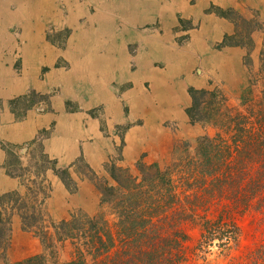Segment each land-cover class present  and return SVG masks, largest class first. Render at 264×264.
<instances>
[{
	"label": "rangeland",
	"instance_id": "obj_1",
	"mask_svg": "<svg viewBox=\"0 0 264 264\" xmlns=\"http://www.w3.org/2000/svg\"><path fill=\"white\" fill-rule=\"evenodd\" d=\"M182 1L173 14L169 12L163 18H172L164 24L169 32L166 40L158 20L151 19L142 26L135 24L136 42L129 46V60L119 66V74L109 75L112 81L106 73L102 76L107 92L96 90V85L92 89L91 82L77 73L68 80L69 75L59 80L65 87L69 82L73 84L69 97L62 95L63 87L54 83L44 93L30 91L8 102L15 121L24 120L30 112L39 119L54 115V120L44 121L26 142H0V169L10 177L22 175L25 181L15 178L20 185L15 192L23 195L25 184L34 191L43 188L44 208L52 220L68 219L79 209L90 214L96 210L99 198L95 185L80 179L89 174L87 169L103 176L110 158L122 157L121 165L134 170V163L142 156L164 167L175 158L172 149L176 142L192 144L205 133L213 135L211 128L203 130L200 124L189 122L186 110L191 104V90L217 91L230 105L239 104L248 80L246 64L257 66L264 60V0ZM93 5V0H41L39 12L48 15L44 40L59 56L54 70L69 72L67 52L69 56L81 54L67 48L74 30L66 24L58 26L57 15H79V9L89 14ZM77 19L82 22L84 17ZM169 41L171 46L165 48ZM152 44L159 48H151ZM104 52L101 49L98 53ZM48 71V67L41 70V80ZM72 165L76 168L67 169ZM54 170L59 174L68 170L72 182L66 187ZM187 231L190 244L195 245L197 231ZM40 252L39 242L21 229L15 217L6 252L0 251V264H14ZM60 257L67 260L68 252ZM200 257L195 263L217 264L225 260L216 248Z\"/></svg>",
	"mask_w": 264,
	"mask_h": 264
},
{
	"label": "trees",
	"instance_id": "obj_2",
	"mask_svg": "<svg viewBox=\"0 0 264 264\" xmlns=\"http://www.w3.org/2000/svg\"><path fill=\"white\" fill-rule=\"evenodd\" d=\"M246 68L237 106L217 91H190V124L211 128L213 135L176 142L169 164L142 156L132 170L121 165L122 157H112L103 176L87 169L80 179L98 192L93 213L79 209L54 221L43 188L25 184L23 195L3 194L0 251L6 252L17 217L41 252L14 264H197L213 248L225 257L217 264H264V60ZM54 174L66 187L72 182L68 170ZM188 229L197 231L195 245Z\"/></svg>",
	"mask_w": 264,
	"mask_h": 264
},
{
	"label": "crops",
	"instance_id": "obj_3",
	"mask_svg": "<svg viewBox=\"0 0 264 264\" xmlns=\"http://www.w3.org/2000/svg\"><path fill=\"white\" fill-rule=\"evenodd\" d=\"M93 2V10L89 14L79 9V15H68L67 18L57 15L58 26L66 24L74 30L67 48L70 52L81 53L76 57L69 56L70 53L67 52L71 67L69 72L64 73L53 69L58 55L54 47L44 40V22L48 15L39 12L41 0H0V142L22 144L34 137L44 121L54 120L52 114H46L39 119L30 112L24 120L15 121L8 104L10 100L30 91L44 93L54 83L63 87L62 95L69 97L73 94L70 92L73 84L69 82L65 87V83L59 80L69 75L66 78L68 80L77 73L82 75L85 81L91 82L92 89L96 85V90L106 89L107 92V86L102 85L105 84L101 80L102 76L106 73L108 80L112 81L113 78H109V75L119 74V66L129 60V46L136 42L135 24L142 26L151 19L158 20L163 29V40H166L169 32L165 25L170 23L172 18H163L169 12L173 14L179 5H183L182 0ZM75 3L76 1L73 6ZM13 4L15 8L12 7ZM78 16L84 17L82 22L77 19ZM170 46L171 41L164 47ZM154 47L159 48L152 44L151 48ZM83 49L85 50L81 52ZM101 49L105 50L104 54L98 53ZM63 56L67 58L65 54ZM16 62L19 63V68L16 67ZM45 67H48L49 71L41 80L40 72ZM76 89H79V85ZM2 157L0 150V161ZM19 186L17 179L0 169V195L15 191Z\"/></svg>",
	"mask_w": 264,
	"mask_h": 264
}]
</instances>
